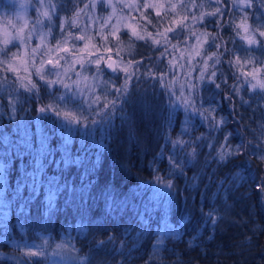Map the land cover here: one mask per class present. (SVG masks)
Returning <instances> with one entry per match:
<instances>
[{
    "label": "snow or ice",
    "instance_id": "1",
    "mask_svg": "<svg viewBox=\"0 0 264 264\" xmlns=\"http://www.w3.org/2000/svg\"><path fill=\"white\" fill-rule=\"evenodd\" d=\"M69 3L75 4L76 0H55V2L53 0H25L20 4L24 13L31 9L33 17L31 27L28 33L24 34L27 22L22 24L19 29L12 26L15 35L8 38L6 33L3 45L0 46V66L3 67V71L0 72V84L7 83L10 79L8 73H11V86L15 89L14 100L7 101L9 106L15 105V101L20 96H26L28 93L39 96L42 87L54 92L60 88L65 89L66 93L76 92L80 81L88 79L87 76L81 77L79 72L76 73L79 80L74 81L72 85L65 83L62 79L67 76L68 68L61 65L60 61L65 59L68 54L76 57L83 52V49L79 52L76 51L75 46L70 49L56 44L55 49H32V54L35 55L39 52L41 58L39 66H36V62L32 61L31 78H21L17 68L13 66V61L17 58V52L13 49L19 48L21 44L26 45L27 41L31 39L33 31H36L37 38L42 43L49 36L55 40L58 35L65 33L67 40V37L73 36L72 29L78 27L77 19L86 9L98 8L100 12H103L108 8H115V5L111 4L109 0H93L87 4L83 0H79L83 7L78 12L73 10L71 18L65 16L62 19L61 14L67 10L66 5ZM209 6L214 10L203 11L204 5L198 0H176L175 3L172 0H164L162 3H140V0H136L135 3L123 5V8L131 9L137 14L133 17L134 23H129L126 26L125 35L129 37L130 41H144L149 47L155 46L154 50L159 52L158 62L152 61V58L148 57L157 71L152 73L149 70L145 74L154 77L155 85L161 87V96L166 94V129L173 127L178 114L184 115L181 135H187L189 139L182 141L166 137V142L173 148L177 144L183 145L184 163L182 164L181 160L174 156L166 157L164 150H161L156 159L169 160V168L166 175L155 177V182L161 187L152 190L151 194L148 189L141 188L139 185L124 193L119 192L114 185H106L97 192L95 191L97 181L90 177L94 176L95 168L99 166L100 156H95V167L83 169L85 161L94 147L97 152L107 149L104 139L97 143L91 137L79 135V131L72 127L73 122L66 121L67 123L51 127L42 122L40 115L32 117L30 120L21 119L13 124L14 117L9 114V125H5L3 123L4 116L0 114V229L3 230L0 235H7L16 230L25 231V226L31 222L34 215H39L51 222L53 217L58 218L64 213H78L81 214V225L83 226L84 215L95 219L123 218L131 212L135 214L142 228L136 233L137 237L142 238L144 232L147 231L153 242L152 247L167 251L166 240L174 236H179L183 240L184 231L180 225L191 222V214L187 212L181 216L179 224H173L171 221L174 213L173 195L176 188L173 177L177 174L184 176L188 164L200 163L204 149L208 150V155L203 157L205 167L213 163L226 166L242 156L245 158L255 156L264 162V140L261 137H256L262 145L260 147L254 145L252 141L245 140L234 146L232 144L233 133L227 131L229 122L223 117L217 119L215 109L212 108L210 102L204 100L201 94L202 90L196 91L197 85L193 83V80L198 79L202 85L211 84L219 88L220 84L216 81L226 83V80L223 75L217 76L216 66L223 63L229 68H235V71L231 73V78L239 82L240 89L245 93L250 91L260 95L264 99V60L257 61L250 56H245L242 59L241 55L237 54L241 49L245 54L256 49L264 52V0H209ZM257 6L261 10L260 16H257L255 11L250 12ZM230 9L240 10L242 15L239 20L230 16ZM181 12L184 14L182 15ZM17 19L20 20L23 17L17 14ZM101 19L110 21L111 18L101 17ZM258 21L259 23H257ZM37 25L41 28L47 27V31L37 30ZM9 26L11 25L6 24V28ZM105 26L106 24L101 25V28ZM138 26L142 29L141 31L137 30ZM148 26L152 27V31L148 30ZM209 26L216 30L217 35L213 36L207 31ZM84 27H88L87 23ZM200 28L205 31L201 32ZM220 33L230 34L234 46L239 40L241 42L239 47L229 49ZM110 34L117 40L120 39L115 28ZM102 38L107 39V36ZM74 39L82 41L85 37L81 35ZM173 41H177V43H173ZM188 41H194V43L186 55L181 54L185 63H180V60H176L175 63L166 62L167 57L174 56L181 43L187 46ZM217 41L220 42L217 43ZM87 47L88 45L85 44L84 49ZM209 50H211L210 53ZM49 51L63 52L65 56H57L55 60L43 59ZM105 51L110 52L111 49L107 48ZM93 55L96 57L94 60L92 59ZM109 61H111V57L106 60L104 55L88 53L86 58L72 62L79 63L81 71L96 73L97 76H94L93 79L98 78L99 75H108L109 80L114 82L119 80L123 74L124 85L116 87L113 83L112 94L114 96L117 93H126L127 83L132 77H136L137 81H140L141 77L138 73L140 66L144 65L143 60H129L126 65L122 60L119 63ZM190 61H195V63ZM85 64L88 65L87 68L84 67ZM159 64H163L164 67H159ZM58 68H63V72L57 70ZM165 68L168 72L164 71ZM178 68L182 71L187 69L185 83L178 84L179 78L175 75ZM168 73L172 74L171 79H167ZM193 73H198V76L193 77ZM51 76H54L55 79L46 78ZM17 84H19V89H16ZM232 87L233 94L238 95L236 85ZM187 90H192L189 97L182 98L179 103L174 102V93H183ZM117 98H123V96H117ZM97 99L99 98L97 97ZM228 99L231 100L232 96H229ZM116 103V100H112L109 105L100 104L99 108L114 110ZM248 103L242 99V104ZM13 111L15 108H8L9 113ZM48 111H51V107L48 105L39 108L40 114ZM104 113L105 111H98L97 115L101 116ZM56 115L59 116V112ZM196 118L200 119L206 129L205 133L200 136L192 135L193 121ZM242 119L236 120L233 117V122L240 124ZM96 122L93 120L92 125H95ZM129 123L131 126V122ZM75 125H79V121H76ZM259 127L264 130V123ZM250 130L255 131L245 125L244 131ZM78 136L79 139H77ZM152 163L155 164V159ZM71 170H82L79 183L68 178ZM155 171L158 173L159 168H156ZM201 175L203 172L193 174L191 178L185 177L188 181L185 188L191 191L198 187ZM239 176L240 173H235L229 179L234 184ZM225 183L228 181H218L221 186ZM233 184H230L229 187ZM257 190L264 195V178H261L257 183ZM165 191H167L166 197ZM219 192H223L224 202L227 203L228 190L220 187L218 192L213 195H218ZM261 203H264V199ZM205 215L209 217V222L212 225L206 240L212 242L215 239L219 221L212 218L211 211ZM154 217L157 218L155 231H153ZM256 231L264 232V228L257 225L256 228H253V232ZM105 236L106 239L97 241L99 245L111 244L116 239L115 235L111 233H107ZM197 239V236L188 239L187 247L196 246L194 241ZM247 239L250 241L251 237H247ZM121 247H123L122 243ZM37 254L33 251L28 252V255L31 256ZM23 264H29V262L25 260ZM261 264H264V259Z\"/></svg>",
    "mask_w": 264,
    "mask_h": 264
},
{
    "label": "trees",
    "instance_id": "2",
    "mask_svg": "<svg viewBox=\"0 0 264 264\" xmlns=\"http://www.w3.org/2000/svg\"><path fill=\"white\" fill-rule=\"evenodd\" d=\"M7 2V0H0V11L9 8L6 7ZM198 2L203 3V11L214 10L209 6V0H198ZM79 6V0H76L75 4H67V10L61 14V18L71 17L72 11H77ZM251 11H255L257 16L261 15L258 6ZM181 14L184 13L181 12ZM241 15L240 10L230 9V16L233 19L239 20ZM77 30L78 27L72 29L73 36L77 35ZM200 31L205 30L200 28ZM207 31L213 36L217 35L212 26H209ZM220 35L229 49L239 47L241 42L237 40L234 46L230 34L220 33ZM65 37L66 33L58 35L53 42ZM50 39L53 40L52 37ZM96 39L98 42V35ZM237 54L241 55L242 59L250 56L257 61L264 60V52L259 49L246 54L241 49ZM132 55V59L144 61L138 73L141 79L138 82L136 77H132L127 83L126 93H117L116 96L112 94L113 83L118 87L124 85L122 77L113 82L109 80L108 75H99L100 82L98 79L94 82L92 97H84L82 92L79 96L72 92L66 93L63 88L54 92L42 87L39 96L28 93L26 96H20L15 101V105L9 106L7 101L14 100L15 89L11 86V74L8 73L9 81L0 84V114L4 116L3 123L9 125V114L14 117L13 124L21 119L30 120L38 115L41 116L43 123L51 127L67 123L66 121L73 122L72 127L79 131V135L91 137L97 143L104 139L107 143V149H101L99 152L94 147L84 164L83 170L91 169L95 167V156H100L99 166L95 168L94 176L90 177L97 181L95 191H101L106 185H114L119 192L124 193L139 185L141 188L148 189L151 194L152 190L161 187L155 182V177L166 175L169 168V160L156 159L161 150H164L166 157L174 156L180 159L182 164L184 163L183 145L177 144L173 148L166 142V137L187 141L189 136L181 135L183 114H178L173 127L166 129V94L161 96V87L155 85L154 77L145 74L149 70L152 73L157 71L148 57H151L152 61L154 59L157 61L159 52L155 50L148 52L146 48H143L135 50ZM209 63L211 64V61ZM77 67L80 68V64ZM84 67L87 68L88 65L85 64ZM159 67L162 66L159 64ZM197 67H199L198 64ZM216 70L217 76L223 75L226 83L217 80L216 83L220 84L217 88L211 84L202 85L198 79H195L193 83L197 85L196 91L202 90L204 100L211 103L216 111L217 119L223 117L229 122L227 131L233 133L234 146L242 140L252 141L257 147L262 146L256 137L264 140L262 135L264 130L259 127L264 123V99L260 95L250 91L245 93L240 89L239 82L231 78V73L235 71L234 67L229 68L222 63L216 66ZM86 72L82 71V73ZM166 72H168L167 69ZM186 72L187 70L185 72L179 70L178 75L176 73V77L179 78L178 84L186 82ZM192 76L196 77L198 73H193ZM24 77L31 78V75H24L21 78ZM46 78L50 79V77ZM171 78L172 74L168 73L167 79ZM233 85H236L238 95L233 94ZM16 89H19V84L16 85ZM20 91L23 90L20 89ZM191 92L192 90L174 93V102L179 103L182 98L189 97ZM117 96H123V98H117ZM229 96H232L231 100L228 99ZM242 99L249 103L242 104ZM112 100L117 101L114 110L99 108L100 104L109 105ZM46 105L51 107V111L40 114L39 108ZM9 107L15 108V111L9 113ZM98 111H105V113L99 116ZM57 112L59 116L56 115ZM233 117L236 120L243 118L242 123L235 124ZM93 120L97 121L95 125H92ZM76 121H79V125H75ZM193 124L192 135L200 136L205 133V126L199 118H196ZM245 125L255 131L245 132ZM207 155L208 150L204 149L200 163L188 164L184 176L177 174L173 177L176 188L173 195L174 213L171 221L173 224H179L181 216L187 212L191 214V222L180 225L184 231L183 240L179 236L166 240L167 251L153 248L151 236L147 231L142 238L137 237L136 233L142 228L135 214L130 212L123 218L95 219L84 215L83 226L81 214L78 213H64L58 218L53 217L51 222L39 215H34L31 222L25 226V231L16 230L7 235H0V246H3L0 247V252L20 254L29 264H45V255L44 260L40 261L41 259L36 256L28 255L29 251L21 247L26 242L42 241L43 246L48 250L59 242L69 245L73 252V264H261L264 259V232L254 233L253 228L257 225L264 228V203H261L264 195L257 190V183L264 178V162L255 156L251 158L242 156L226 166L213 163L205 167L203 157ZM156 168H159L158 173L155 171ZM81 171L71 170L68 178L79 183ZM201 172L203 175L200 176L198 187L191 191L186 189L185 185L188 181L185 177L191 178L193 174ZM235 173H240V176L233 184L229 178ZM225 180L228 183L222 186L218 184V181ZM230 184L233 186L229 187ZM220 187L228 190L227 203L224 202L223 192L213 195ZM166 196L167 191H165ZM209 211L213 213L212 218L219 221L215 239L212 242L206 240L212 228L209 217L205 215ZM156 220L157 218L154 217L153 231L156 229ZM2 231L0 229V232ZM107 233L114 234L116 239L111 244L99 245L97 241L106 239ZM192 236H197L198 239L194 241L196 246L189 248L187 241ZM247 237H251V240L249 241ZM0 262L18 264L15 260L4 256H0Z\"/></svg>",
    "mask_w": 264,
    "mask_h": 264
},
{
    "label": "rangeland",
    "instance_id": "3",
    "mask_svg": "<svg viewBox=\"0 0 264 264\" xmlns=\"http://www.w3.org/2000/svg\"><path fill=\"white\" fill-rule=\"evenodd\" d=\"M6 7H9L8 9L1 10L0 11V46L3 45V40L7 37L10 38L11 36L15 35L13 32V27L15 26L17 29L20 28L22 24H25L27 22V27L24 28V34H27L29 31V28L31 27V22L33 20L31 9L28 10L27 13H24L23 10L20 8V4L24 3L25 0H7ZM55 2V0H53ZM85 4L93 2V0H83ZM109 2L113 5H115V8H108L103 12H100L98 8H91L86 9L85 12H82L79 15V18L77 19V35L67 37V40L60 39L51 40V36H49L43 43L37 38L36 31H33L31 39L27 41V44H21L19 48L13 49L17 52V58L13 61V66L17 68L19 74L21 77L24 75H29L32 72V61L36 62V66H39V59L40 54L37 52L35 55L32 54V49L39 48L40 50L44 49H55L56 44H60L62 47H68L73 48L75 46L76 51H80L83 49V52L76 57L71 56V54H68L65 59H62L60 61L61 65H64L68 68V74L66 77H62L64 79V82L72 85L74 81L79 80V77L76 75L77 72L80 73V76H87L88 79L86 81L81 80L80 83L77 85V91L73 92V94H76L79 96L81 92L84 94V97H92L93 96V90H94V82L96 79H93L95 75L93 72H86L82 73L80 68L77 66L79 63H73L72 61H80L84 58H86L88 53H97L105 56V59L110 56L113 58V61L119 63L121 60L126 65L129 60H133V53L137 49H143L146 48L148 52H151L154 50L155 46L149 47L145 44L144 41H138V40H129V37L125 35V29L126 26L129 23H134L133 17H135L137 14L134 13L131 9L123 8V5L126 3H135L136 0H109ZM144 2H152V3H162L164 0H140V3ZM173 3L176 2V0H172ZM83 7V4H80V6L77 9V12L80 10V8ZM17 14H20L23 19L18 20ZM101 17L104 18H111L110 21L107 19H101ZM71 18V17H69ZM43 19V18H42ZM63 19V18H62ZM159 19L158 17L156 18ZM94 21V23H93ZM156 21L154 20V23ZM87 23L88 27L85 28L84 25ZM142 23V22H141ZM6 24H9L11 26L6 28ZM45 24H47V21H45ZM105 27L101 28V25H105ZM113 28H115L117 34L119 35L120 39L117 40L115 36L111 35ZM37 30L39 31H47V27L41 28L39 25H37ZM138 31H141L142 29L138 26ZM148 30L152 31V27L148 26ZM202 32V31H201ZM83 35L85 37L84 40H75L74 37ZM99 37V41H97L96 37ZM107 36V39H103L102 37ZM17 43H19L17 41ZM173 43H177V41H173ZM194 41H188V45L180 44L176 51L174 56L167 57V61H170L172 63H175L176 60H180V63H185V60L181 58V54L184 55L187 54V52L190 50V46L193 45ZM87 44L88 47L84 49V45ZM11 46V45H10ZM171 47V46H169ZM110 48L111 51L107 52L105 49ZM119 49V51H117ZM57 56H65V53L63 52H57V51H49L46 56L43 57V59H53ZM96 57L95 55L92 56V59L94 60ZM153 61H156L154 59ZM111 62V61H109ZM158 62V61H157ZM193 63L194 61H190ZM153 63L151 62V65ZM103 65V64H101ZM163 68V64H160ZM51 67V66H47ZM95 67V65H93ZM151 67V66H150ZM2 71L3 67L1 66ZM157 69V68H156ZM57 70L63 72V68H58ZM180 69L178 68L176 73L178 75V71ZM187 69L183 70L185 72ZM1 71V72H2ZM166 72V68L164 69ZM175 73V75H176ZM11 74V73H10ZM121 80L123 79V74H121ZM50 79H55L54 76H51ZM98 82L99 79H98ZM118 87V86H116ZM86 102L87 100L84 99ZM63 242H59V244L55 245L54 247H50L49 250L43 246V242H26L24 246L20 244L23 250L26 251H33L38 253L35 255L37 258L41 259L40 261L44 260V255L46 256L45 264H73V252L71 250V247L69 245L62 244ZM0 256L8 257L13 260H15L18 264H23L25 261L23 257L20 254H15L14 252H0ZM43 259V260H42ZM35 262V261H33ZM38 263V262H36Z\"/></svg>",
    "mask_w": 264,
    "mask_h": 264
},
{
    "label": "water",
    "instance_id": "4",
    "mask_svg": "<svg viewBox=\"0 0 264 264\" xmlns=\"http://www.w3.org/2000/svg\"><path fill=\"white\" fill-rule=\"evenodd\" d=\"M110 57V56H109ZM108 59V58H107ZM111 62H113V58L111 57Z\"/></svg>",
    "mask_w": 264,
    "mask_h": 264
}]
</instances>
